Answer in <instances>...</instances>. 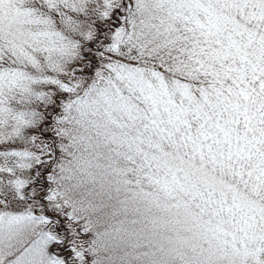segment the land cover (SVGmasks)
<instances>
[{
	"label": "snow or ice",
	"instance_id": "snow-or-ice-1",
	"mask_svg": "<svg viewBox=\"0 0 264 264\" xmlns=\"http://www.w3.org/2000/svg\"><path fill=\"white\" fill-rule=\"evenodd\" d=\"M0 264H264V0H0Z\"/></svg>",
	"mask_w": 264,
	"mask_h": 264
}]
</instances>
